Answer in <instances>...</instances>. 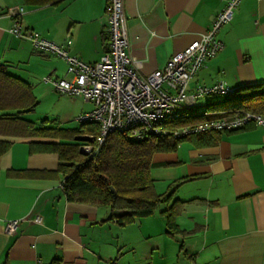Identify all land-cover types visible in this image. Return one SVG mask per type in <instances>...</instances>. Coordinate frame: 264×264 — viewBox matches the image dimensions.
<instances>
[{
    "label": "crops",
    "instance_id": "obj_1",
    "mask_svg": "<svg viewBox=\"0 0 264 264\" xmlns=\"http://www.w3.org/2000/svg\"><path fill=\"white\" fill-rule=\"evenodd\" d=\"M226 2L124 0L129 53L138 72L148 75L163 69L173 55L200 38ZM17 6L24 9L20 21L25 32L38 33L69 55L94 63L107 39L105 0L41 6L0 0V62L31 86L38 104L39 90L56 94L44 77L69 76L62 58L9 32L12 19L6 10ZM218 36L223 49L198 70L187 92L215 83L234 89L264 83V0H240ZM89 103L71 109L66 121L90 111ZM197 106L195 113L205 109ZM30 113L22 117L31 120ZM64 123L54 128L79 125ZM211 137L206 144L185 139L174 151L152 157L156 192L178 184L174 199L183 201L176 216L180 232L172 235L159 211L121 226L110 220L107 206L69 201L63 175L55 172L58 154L30 150L31 143L63 140L0 132V140L10 142L0 154V264H264V125L250 122ZM18 171L51 174L20 176ZM13 219L19 223L9 235L4 227Z\"/></svg>",
    "mask_w": 264,
    "mask_h": 264
},
{
    "label": "built area",
    "instance_id": "obj_2",
    "mask_svg": "<svg viewBox=\"0 0 264 264\" xmlns=\"http://www.w3.org/2000/svg\"><path fill=\"white\" fill-rule=\"evenodd\" d=\"M239 2L240 0H227L199 39L173 55L163 69L148 75L138 72L129 53L124 0H105L107 39L103 54L94 63H86L69 55L64 47L41 37L38 33L25 32L20 21L24 13L23 7H10L6 13L12 19L9 28L11 34L26 38L34 48L51 52L65 61L69 79L46 76L43 81L50 82L59 93L81 96L84 101L93 104L90 111L74 118L78 124L98 125V134L89 135L91 141L79 146L82 153L93 156L113 132H125L140 140L150 135L178 138L232 131L250 122L264 125L262 115L242 112L228 118L208 119L182 127L169 126L185 111L196 109L197 101L201 97L224 98L235 94L234 88L223 83L198 85L190 93L187 92V87L205 62L223 49L224 45L218 34L232 20ZM199 114L210 115L206 108ZM18 223V219L6 222L5 232L13 235Z\"/></svg>",
    "mask_w": 264,
    "mask_h": 264
},
{
    "label": "trees",
    "instance_id": "obj_3",
    "mask_svg": "<svg viewBox=\"0 0 264 264\" xmlns=\"http://www.w3.org/2000/svg\"><path fill=\"white\" fill-rule=\"evenodd\" d=\"M61 0H24L27 4L41 6L58 3ZM37 105L31 86L24 80L10 74L0 62V132L14 136H41L63 140L62 142L31 143V151L55 152L59 164L55 172L63 175L62 187L69 201L107 206L111 209L110 220L124 226L137 219L159 211L165 218L167 233L180 232L176 216L183 201L174 199L178 184L157 193L151 177L152 157L155 153L174 151L185 139L200 144L211 141V136L220 133L198 134L188 137H156L153 135L136 140L125 132H113L93 156H87L79 146L90 142L89 135L98 134L95 123L79 124L69 129L46 126V120L36 124L22 116L34 110ZM208 116L187 110L169 124L182 127L214 118H228L234 114L250 112L264 117V83L244 85L235 89L233 96L222 98L216 103H207ZM223 132V131H221ZM10 145L0 140V154ZM20 176H47L50 171H18ZM113 188V191L111 190ZM162 204L167 205L160 210ZM50 264H59L53 260Z\"/></svg>",
    "mask_w": 264,
    "mask_h": 264
},
{
    "label": "rangeland",
    "instance_id": "obj_4",
    "mask_svg": "<svg viewBox=\"0 0 264 264\" xmlns=\"http://www.w3.org/2000/svg\"><path fill=\"white\" fill-rule=\"evenodd\" d=\"M54 93L56 94L52 93L53 95H46L43 94L42 91L40 93L39 90V94L41 95L39 98H37L38 104L36 105L35 110L29 114L30 119L36 124L41 123L43 119H47L48 121H50V124H52V127H56L57 125H59V123L63 122L64 120V124L66 125V127H69L77 123L75 120V122L66 121L69 118V111H71V109L79 110V107L86 108L90 106L89 102L83 101L78 96L66 97L60 95L56 91H54ZM221 100L222 97L220 96H204L198 99V104L201 107L202 105H206V102L216 103ZM198 109L201 110V108ZM209 113L211 114L212 111H209Z\"/></svg>",
    "mask_w": 264,
    "mask_h": 264
},
{
    "label": "water",
    "instance_id": "obj_5",
    "mask_svg": "<svg viewBox=\"0 0 264 264\" xmlns=\"http://www.w3.org/2000/svg\"><path fill=\"white\" fill-rule=\"evenodd\" d=\"M111 190L113 191V188L111 187Z\"/></svg>",
    "mask_w": 264,
    "mask_h": 264
}]
</instances>
